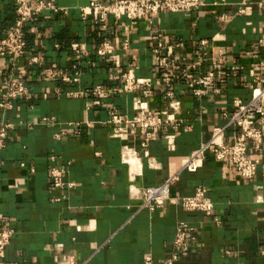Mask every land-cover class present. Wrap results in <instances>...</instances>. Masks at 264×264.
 Returning <instances> with one entry per match:
<instances>
[{"label":"crops","instance_id":"0c3cea01","mask_svg":"<svg viewBox=\"0 0 264 264\" xmlns=\"http://www.w3.org/2000/svg\"><path fill=\"white\" fill-rule=\"evenodd\" d=\"M16 1L0 0V38L15 25ZM54 1L63 12H45L26 25L25 58L39 56L47 67L69 75L78 72L79 82L47 79L42 67L32 66L25 71L32 100L17 101L12 111L0 109V126L12 125L0 149V229L13 231L3 264H70L72 260L76 264H144L146 257L164 264L180 221L195 228V241L174 264H264L261 168L253 180H244L233 165L208 156L196 172L183 171L171 188L172 195L192 196L199 186L205 187L214 203L211 217L187 212L180 205L139 210L142 202L129 193L128 167L121 159L126 141L111 135L113 114H134L132 95L106 99L70 95L95 86H121L120 80H109V63L93 53L96 45L114 43L117 36L132 41L128 53H119V62L124 65L135 57L140 64L137 75L143 78L156 75L152 51L159 30L167 33L170 46L184 44L174 51L177 57L191 59L203 39L211 41L214 51L223 50L227 64L217 76V93L194 97L182 82L173 87L189 128L179 132L172 145L162 139L153 142L148 155L155 168L143 157L135 180L138 187L162 185L209 140L214 127H226L224 113L232 111L235 99L250 101V86L263 72L259 41L264 39V11L256 7L263 0H248L244 13L238 12L243 0H202L205 6L191 15L169 13L134 24L123 20L118 27L110 21L106 31L92 16L87 21L80 18L78 9L92 0ZM77 44L86 45L92 55L76 59L73 47ZM210 64L200 70L209 72ZM0 71L1 101L9 77L4 60H0ZM148 103L162 111L161 94ZM235 134V129L228 128L226 143ZM250 155L264 163V145L259 153L251 149ZM52 166L65 169V180L74 186L54 189L49 175Z\"/></svg>","mask_w":264,"mask_h":264},{"label":"built area","instance_id":"2783aa9c","mask_svg":"<svg viewBox=\"0 0 264 264\" xmlns=\"http://www.w3.org/2000/svg\"><path fill=\"white\" fill-rule=\"evenodd\" d=\"M249 4L248 0H243L238 12L244 13ZM204 6L205 3L202 0H92L88 6L80 7L78 11L82 21H87L92 16L100 29L106 31L110 21L118 27L123 20L134 24L143 19H154L169 13L181 12L191 15ZM256 7L264 11V0L257 2ZM15 11L17 18L14 27L7 30L0 38V60L6 62L9 71V77L3 84L0 101V109L4 112L12 111L17 101L29 103L32 100L33 95L25 77L26 69L32 66L42 67L47 79L64 83L79 82L78 72L69 75L63 70L47 67L39 56L25 58L26 25L42 17L45 12L58 14L64 9L58 7L54 0H36L35 2L34 0H17ZM131 45L132 41L129 38L117 36L114 43L104 41L94 47L93 53L110 65L109 80H120V87L107 89L95 86L70 95L73 97L85 95L95 99H106L112 95H132L134 114L131 117L113 114L111 122L114 127L111 135L126 141V145L121 149V159L128 167L129 193L132 198L142 202L139 210L147 209L153 212L164 209L168 205H180L187 212H200L206 217H211L214 203L205 187L199 186L192 196H173L171 188L177 183L183 171L196 172L208 156L233 165L244 180H253L260 168L264 177V163L250 155L251 149L259 153L264 145V58L259 63V69L263 72L255 77L254 83L250 86V101L244 103L235 99L232 111L224 113V117L228 120L226 127H214L209 140L186 158L180 170L162 185L138 187L135 185L138 168L141 166L143 157L149 159L150 145L160 139L167 140L168 144L172 145L176 135L189 128L182 118V103L173 87L182 82L185 84L186 92L194 97L217 93V76L224 71L227 59L223 50L214 51L211 48V41L206 39L198 41L191 59L177 57L174 51L183 49L184 44L170 46L167 33L159 30L156 33L152 51V65L156 75L143 78L137 75L140 64L135 57L129 56L124 65L118 60L119 53H128ZM259 45L263 48L264 54V39L259 41ZM73 50L76 59L92 55L84 44L74 45ZM21 61H23L22 64ZM209 62H211L209 72L200 70ZM234 70L235 68L232 69ZM57 93L60 92L57 91ZM157 93L161 94L163 103L162 111L158 112L151 109L148 103V99ZM48 120L43 118V122ZM11 127L10 124H1L0 149L4 147ZM230 127L235 129L236 134L231 143H226V130ZM161 132H165L166 135H161ZM54 162L55 159H52V164ZM148 163L150 167L155 168L154 161L149 159ZM65 172L63 168L51 167L49 175L54 189L64 190L74 186L73 183L65 180ZM194 233L195 228L190 224L184 221L177 223L172 241V253L164 264L176 263L189 251L190 245L195 241ZM12 235L11 229H0V264H3L5 250ZM70 264L76 263L72 260ZM144 264L160 263H155L151 257H146Z\"/></svg>","mask_w":264,"mask_h":264}]
</instances>
